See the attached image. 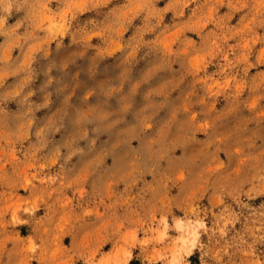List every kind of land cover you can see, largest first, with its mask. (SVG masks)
Instances as JSON below:
<instances>
[{"label":"rangeland","instance_id":"1","mask_svg":"<svg viewBox=\"0 0 264 264\" xmlns=\"http://www.w3.org/2000/svg\"><path fill=\"white\" fill-rule=\"evenodd\" d=\"M170 261L264 264V0H0V264Z\"/></svg>","mask_w":264,"mask_h":264},{"label":"bare ground","instance_id":"2","mask_svg":"<svg viewBox=\"0 0 264 264\" xmlns=\"http://www.w3.org/2000/svg\"><path fill=\"white\" fill-rule=\"evenodd\" d=\"M176 228H177V229H183V228H184V224H183L182 222L178 221V222H176ZM191 240H192V239H191ZM193 240H194V237H193ZM182 241H183V243L186 242V238H183ZM189 241H190V240H189ZM190 242H191V241H190ZM128 258H129V257H128ZM128 258H126V260H125L124 263L127 262ZM124 263H123V264H124ZM168 264H175V262H174V261H170Z\"/></svg>","mask_w":264,"mask_h":264}]
</instances>
